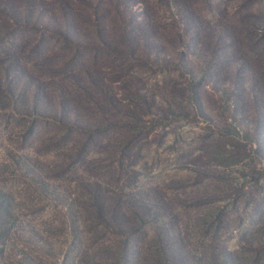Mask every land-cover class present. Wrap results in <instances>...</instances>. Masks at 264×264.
Masks as SVG:
<instances>
[{
    "label": "rangeland",
    "instance_id": "obj_1",
    "mask_svg": "<svg viewBox=\"0 0 264 264\" xmlns=\"http://www.w3.org/2000/svg\"><path fill=\"white\" fill-rule=\"evenodd\" d=\"M0 92V264H264V0H0Z\"/></svg>",
    "mask_w": 264,
    "mask_h": 264
},
{
    "label": "trees",
    "instance_id": "obj_2",
    "mask_svg": "<svg viewBox=\"0 0 264 264\" xmlns=\"http://www.w3.org/2000/svg\"><path fill=\"white\" fill-rule=\"evenodd\" d=\"M121 45H123L122 51L118 55L115 53L117 58H120V59L124 58L125 55H128V53L133 54L135 51L139 50V45L135 44L133 42H130V41H128L126 44H124V42H123ZM94 57H97V56L94 55ZM74 58H76V56ZM74 58L71 61H69L68 63H66L63 66V68L67 69L69 64L70 65L71 64H76ZM61 72H63V69H61ZM55 73H57V72H55ZM0 94H1V92H0ZM8 94L11 95V92L8 91ZM9 118L10 117H7L6 119H9ZM32 125L35 126L34 124H32ZM7 212H8L7 205H4L3 202H1L0 203V255L3 254V252L5 253L6 245H5L4 242L7 239V237L9 235H11L12 232H13V228H11V226H13L14 223L10 222V221H7V219L5 218V215H6Z\"/></svg>",
    "mask_w": 264,
    "mask_h": 264
}]
</instances>
